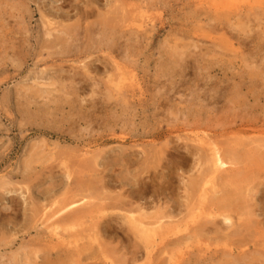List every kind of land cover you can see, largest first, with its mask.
Returning <instances> with one entry per match:
<instances>
[{
    "label": "rangeland",
    "instance_id": "1",
    "mask_svg": "<svg viewBox=\"0 0 264 264\" xmlns=\"http://www.w3.org/2000/svg\"><path fill=\"white\" fill-rule=\"evenodd\" d=\"M90 1L0 0V264L40 263L44 251L39 249L44 248L46 238L37 233L38 229L51 235L55 230L66 236L74 233L75 244L86 245L84 229L89 221L56 229L45 228L37 220L45 211L38 201L43 198L41 192L65 179L64 163L77 166L79 162L71 158L85 149L91 154L102 153L97 171L73 176L84 180L93 174L110 177L113 181L108 192L128 194L129 185L122 187L117 180L122 174L159 177L160 167H151L148 173L140 174L139 170L146 154L142 141H150L149 131L174 125L192 134V126H200L198 130L211 124L221 127L229 114L239 117L247 112L264 119V100L259 99L264 90L263 30L255 26L251 31H240L227 24L232 15V22L244 17L254 0H237L243 11L239 14V10L222 7V25H217L219 21L210 10L213 0H207L203 7L197 0H100L96 17L84 21L81 10ZM121 3L123 13L136 18L139 37L132 31L136 26L126 21L114 49L101 47L98 42V46H81L85 36L82 26L97 23L98 15L111 13ZM65 25H80L74 31L79 32L77 39L70 45L54 42L56 29ZM99 33L90 34L99 40L105 35L102 30ZM248 78L263 81L249 91L242 85ZM214 93L236 97L239 102L221 98L211 104L207 100ZM199 95L201 99L194 100ZM201 106L211 110V119L203 117L193 124L189 113ZM208 118L220 121L219 125ZM61 132L72 140L60 137ZM101 135L114 140L94 143ZM167 139L156 143L163 145ZM170 139L171 146L185 144L176 134ZM127 149L135 154L121 158L119 154ZM129 162L132 166L126 169ZM178 191L185 195L182 188ZM97 196L87 199L98 203ZM263 236L249 238L250 243L241 248L246 254L231 253L227 243L232 242L212 233L195 237L186 231L163 241L158 237L156 256L148 258L143 251L137 264H264V252H256L254 246L256 239L264 242ZM106 240L110 247L119 246L120 241L128 243L119 233H110ZM147 240L151 243L153 237ZM123 251L102 252L95 243L93 258L80 262H104ZM67 256L58 263H78L77 257L70 261Z\"/></svg>",
    "mask_w": 264,
    "mask_h": 264
},
{
    "label": "bare ground",
    "instance_id": "2",
    "mask_svg": "<svg viewBox=\"0 0 264 264\" xmlns=\"http://www.w3.org/2000/svg\"><path fill=\"white\" fill-rule=\"evenodd\" d=\"M99 1L91 0L85 9L81 10L80 16L84 21L90 17H96V6ZM112 1L121 2V0ZM236 1L213 0L211 2L210 10L216 15L214 20L219 21L217 25L224 24V20L222 21L220 18L222 16L219 14L222 7H226L228 10L232 9L231 11L240 9V4ZM205 3L209 2L197 0L198 6L203 7ZM240 12L243 11L239 10L237 14ZM233 13L235 14V12ZM98 16L101 18L97 23L87 22L82 26L85 36L81 46L91 43L98 46V42L101 47L104 46L109 50L114 49L118 46V40L121 41L126 21L136 26V29L132 31L139 37L140 26L135 24L136 18L123 13L122 3L111 13ZM232 17L234 15L228 17L229 22L227 21V24L232 27L236 26L240 31H251L257 26L264 33V0H254L253 3H249L245 16H241L239 20L232 22ZM79 26L58 27L56 29L58 33L54 35V42L62 44L65 42L70 45L77 39L76 36L79 32L75 34L74 31ZM101 30L105 35H102L99 40L90 34L91 32L101 33ZM47 34L53 35L50 31H47ZM100 43L106 45H100ZM78 54L76 53V55ZM252 78H248L242 83V85H247L249 91H252L257 84L263 81V79L260 81ZM194 97L197 98L194 100L201 99L200 95ZM259 97L264 100V90L259 94ZM208 98L207 101L211 104L217 103L221 98H228L227 102L236 99V97L230 98V95L228 97L219 93H214ZM238 99L240 100V96ZM204 108L207 106H201L197 111L190 113L188 111L194 120L193 124L203 117H210L211 108L209 107L210 111ZM244 115L238 117L236 114H229L226 118L220 116L226 120L223 121L224 123L222 122L221 127L211 124V126L198 130L197 128L200 126L196 128L192 126V134L184 133L187 130L175 128L174 125L173 128L157 127L149 131L150 141H142L146 154L139 163V170L141 174L148 173L151 167L155 169L160 167L159 177L146 179L140 174L137 177L136 173L133 177H130L129 174H122L117 180L122 187L129 185L131 191L128 194L108 192L113 181L110 177L106 179V176H97L96 174L92 176L89 174L91 177L87 180L74 177V173L86 174L90 171L96 173V166H99V158L102 155L100 151L91 154L88 149L83 152L78 149L79 152H82L80 156L76 155L77 158H74L75 156L71 158V160L76 159L79 162L78 165L74 166L72 161V164L65 162V170H63L66 174L65 179L54 185L52 183L51 188H46V191L41 192L43 198L38 201H42L41 205L45 207V211L37 220H41L45 228L55 227L56 229L60 225L89 221V226L84 229L87 232V243L81 248L75 244L74 233L66 236L60 235V232L55 230L51 235L45 234L47 231L44 229H38L37 233L46 239L42 240L45 243L44 248L39 249L44 251V256L42 255L40 263L34 264H59V259L67 255L70 256V261L77 257L78 263L81 264V260L93 258L95 243L100 246L102 252L124 251L117 258L114 256L112 259L107 258L104 262L95 260L88 264H137L143 251L148 258L156 256L158 252L156 239L158 237L162 241L168 240L172 236L186 233V231L195 237L208 233L222 236L226 242L231 241L236 245L231 246L232 243H227L231 253L246 254L247 251L241 248L250 243L249 238H259L264 235V119L253 112H247ZM238 118L241 119L238 120ZM211 121L215 123L216 119ZM219 122L216 121L218 125ZM63 133H60V137L66 141L72 140ZM173 134H176V138L184 141L185 144L171 146L170 138ZM104 138L105 136L101 135L93 142L107 143L114 140L110 137ZM161 138L168 139L165 144L158 146L156 141ZM148 146H151L149 150L146 148ZM134 154L133 151L127 149L119 155L121 158H125ZM131 166L132 164L129 162L126 169ZM49 169L52 172L54 167L51 166ZM257 179L261 180L255 183ZM73 184L75 186H72ZM62 186H64L63 189H61ZM180 188L185 191L184 196L179 194ZM98 189L101 194L95 193ZM93 194L96 196L98 194L97 198L100 202L94 203L87 199L91 198ZM78 197L81 200L77 199ZM85 199H87L86 202ZM110 233L121 234L128 243L124 244L120 241V247H110L111 243L106 240ZM148 236L153 237L151 243L147 240ZM254 246L256 252H264V242L261 243L259 239H256ZM72 263L77 262L73 261ZM147 264H151V261Z\"/></svg>",
    "mask_w": 264,
    "mask_h": 264
}]
</instances>
